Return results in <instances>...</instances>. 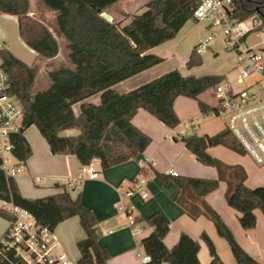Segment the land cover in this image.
<instances>
[{
    "label": "trees",
    "instance_id": "1",
    "mask_svg": "<svg viewBox=\"0 0 264 264\" xmlns=\"http://www.w3.org/2000/svg\"><path fill=\"white\" fill-rule=\"evenodd\" d=\"M118 0H40L48 10L54 11V32L28 16L29 0H0V13L15 15L19 34L36 52L28 65L8 49L0 48V63L9 79V93L23 109L22 127L10 135L12 155L25 162L31 147L24 131L35 126L46 141L51 154L74 155L81 166L93 158L100 160L102 169L125 162L141 154L150 143V137L132 124L131 119L139 108L146 110L169 128L180 120L173 108L177 96L193 98L199 110L213 109L201 95L213 89L224 78L219 74L182 75L172 69L139 86L119 93L116 83L162 61V57L149 53L152 47L173 39L186 21L193 19L197 0H146L140 13L131 14L121 25L108 20L103 13ZM231 17L244 21L258 20L253 27L264 32V0H232ZM61 53L55 63H46L47 87L34 90L33 83L46 59ZM201 64L194 47L185 65L187 69ZM99 93L98 104L87 98ZM79 103L75 114L72 106ZM76 129L75 134H63ZM185 147L205 165L215 167L218 178L172 176L156 172L163 180H172L179 189L178 204L192 218L207 216L220 237L228 244L235 264H261L251 257L237 242L221 217L204 200L215 190L219 181L226 183L225 199L229 207L238 212L242 229L256 225L254 213L264 215V185L253 188L245 185L246 173L239 165H227L211 156L207 148L223 144L236 152L242 146L225 128L215 135L188 133L179 138ZM58 193L41 197L21 194L15 179L5 174L0 162V198L28 210L42 226L50 230L65 219L77 216L84 237L76 241L79 252L76 264H107L108 251L99 245L100 230L95 213L75 197L62 184ZM0 215H9L0 210ZM152 230L141 238L148 260L143 264H201L198 258L199 241L182 232L177 242L167 248L163 238L169 225L160 213L136 217ZM4 234V233H3ZM3 236V235H2ZM1 236V237H2ZM210 255L208 264H224L212 240L205 232L200 234ZM0 264H25L12 253L0 256Z\"/></svg>",
    "mask_w": 264,
    "mask_h": 264
},
{
    "label": "crops",
    "instance_id": "2",
    "mask_svg": "<svg viewBox=\"0 0 264 264\" xmlns=\"http://www.w3.org/2000/svg\"><path fill=\"white\" fill-rule=\"evenodd\" d=\"M145 2L146 0H118L103 14L108 20L113 19L124 25L129 21L131 14L140 13L144 9ZM28 16L44 24L58 39V46L61 49V39L54 32V11L44 7L40 0H29ZM190 21L185 22L173 39L148 50L149 53L162 57L161 62L116 83L112 88L119 93H124L172 69L179 70L182 75L219 74L232 80L229 75L231 72L235 73L233 67L228 73L207 71L194 74L190 69H187L185 63L193 47L207 35L209 30L204 23L194 20V23L202 25L201 32L197 37H193L195 26H190L187 34L192 37V44L182 57L184 52L181 51L180 42L175 38ZM218 39L221 40V38ZM211 45L208 48H211ZM0 48L8 49L28 65L34 61L36 56V52L21 38L17 17L11 14L0 13ZM201 54L197 55L200 57ZM61 58L62 55L59 52L57 56L43 62L33 83L34 90L43 89L49 84L44 68L45 64L55 63ZM176 59L181 63L178 67L175 64ZM201 98L211 106L214 103L212 90L201 95ZM87 101L98 104L100 102L99 93L88 97ZM72 108L74 113L78 114L79 103L74 104ZM173 108L180 120L179 125L175 128L167 127L146 110L139 108L131 122L150 137V143L145 150L125 162L105 169L101 168L97 178L81 179L74 189L69 190L72 197L79 194L82 203L95 213L100 230L99 245L104 247L109 254L107 264L144 263L142 258L146 254L140 240L148 235L152 228L144 222H135L138 232L133 234L124 214L123 208L126 206L132 207L131 214L134 221L136 217H146L153 213H160L164 217L169 225V230L163 238L167 248H171L177 242L179 235L184 232L199 241L200 247L197 253L199 261L201 264H208L210 261L208 248L200 238V234L205 232L212 240L223 263L235 264L227 242H224L223 238L218 235L213 222L205 215H199L196 218L190 217L176 201V197L179 195L178 187L172 180L166 181L156 175L158 172L170 178L174 175H171L169 171L174 170L176 171L175 176L218 178L217 169L197 160L184 143L175 137V134L184 129L190 120L197 121V126L192 133L200 136L217 134L224 129L223 124L216 117H201L202 112L199 110L197 101L193 98L177 96L173 102ZM27 130L24 131V136L31 147V155L24 162L25 171L13 177L21 194L26 197H41L60 192L62 190V187L59 186L62 185L61 179H76L80 172V163L71 154H51L40 133L37 134L34 130L27 134ZM71 130H65L63 134H73ZM207 152L227 165L241 166L246 173L244 183L248 187L264 185V165L256 164L245 151L236 152L219 144L208 147ZM139 160H146L148 167L147 197L145 198H142L138 193L130 196L125 195L126 186L140 171ZM36 177L41 180L37 182ZM225 191L226 183L219 181L218 187L205 195L204 200L221 217L241 247L255 260L264 264V215L259 209H255L254 213L257 219L255 227L250 230L242 229L237 219L238 212L229 207L226 202ZM7 226L8 219L0 216V238ZM54 232L59 243L58 250L64 252L72 264H76L79 255L76 241L84 237L78 217L73 216L63 220L55 227Z\"/></svg>",
    "mask_w": 264,
    "mask_h": 264
},
{
    "label": "built area",
    "instance_id": "3",
    "mask_svg": "<svg viewBox=\"0 0 264 264\" xmlns=\"http://www.w3.org/2000/svg\"><path fill=\"white\" fill-rule=\"evenodd\" d=\"M232 0H197L193 10V19L202 22L209 29L207 35L195 46L196 54H201L210 47L213 40L221 38L225 49L235 55L234 80L243 82L254 76L250 82L241 88L233 85V80L224 77L212 89L214 103L211 110L203 112L201 117L219 118L223 127L242 146L244 151L258 165H264V32L261 47L247 46L242 42L249 31L244 21L231 17ZM252 18L253 27L258 20ZM249 19V18H248ZM247 20V19H246ZM9 79L0 63V162L5 174L11 177L25 171L23 161H18L12 155L13 143L10 135L18 132L22 127L23 109L17 99L9 93ZM197 121L190 120L188 125L175 134L176 138L192 133ZM9 154L16 159L10 164ZM138 175L126 186L125 195L138 193L142 198L147 197L146 183L147 161L139 160ZM101 170L100 160L93 158L88 164L80 167L76 179L62 178L68 190L75 188L81 179L97 178ZM171 175L176 171L170 170ZM36 181L41 178L36 177ZM131 206L123 208L132 233L138 232ZM0 210L9 215L8 226L0 238V256L8 257L12 253L14 258L25 264H72L66 254L58 250L59 243L54 230L39 224L35 217L26 209L10 201L0 198ZM143 261L148 260L144 256Z\"/></svg>",
    "mask_w": 264,
    "mask_h": 264
},
{
    "label": "rangeland",
    "instance_id": "4",
    "mask_svg": "<svg viewBox=\"0 0 264 264\" xmlns=\"http://www.w3.org/2000/svg\"><path fill=\"white\" fill-rule=\"evenodd\" d=\"M190 20L191 21L186 25L183 31L179 33L178 36L175 38L176 41L180 42L181 51L184 52L182 55L180 54L182 57L187 53L188 49L191 47L190 45L192 44L191 42L192 37H189L190 35L187 34L190 26H195V29L193 30V34L195 35H193V37L194 36L197 37L201 32L202 25L194 23V20L192 19ZM244 22L245 25L249 28V31L244 35L242 42L250 47L251 46L261 47L263 45L262 31L253 29L252 18H249ZM200 58H201V64L190 69V71H192V73L194 74L206 73L207 71H220V72L228 73L231 71V68L235 65V55L231 51L226 50L224 43L218 38H216L212 42L211 48H208L200 55ZM175 64L177 67L181 65L178 59L175 60ZM234 75L235 73L232 74L231 72L229 77L233 80V85L236 88H241L245 86L248 82H250L252 79H254V76H251L249 78L244 79V81L240 83L234 80ZM27 129H28L26 131L27 134H29L31 131L34 130L38 134V130L36 129L35 126H30V129L29 127ZM71 131H72L71 133L73 134L77 133L76 129H72ZM6 157L10 159V164H15L17 162L16 159L12 158L9 154H6ZM223 241L225 242L224 239Z\"/></svg>",
    "mask_w": 264,
    "mask_h": 264
},
{
    "label": "water",
    "instance_id": "5",
    "mask_svg": "<svg viewBox=\"0 0 264 264\" xmlns=\"http://www.w3.org/2000/svg\"><path fill=\"white\" fill-rule=\"evenodd\" d=\"M103 15H105V14H103Z\"/></svg>",
    "mask_w": 264,
    "mask_h": 264
}]
</instances>
